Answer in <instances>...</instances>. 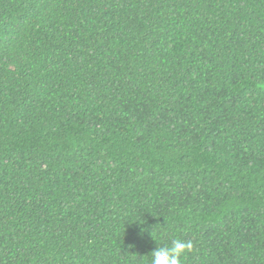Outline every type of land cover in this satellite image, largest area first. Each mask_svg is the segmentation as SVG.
<instances>
[{
  "label": "trees",
  "instance_id": "obj_1",
  "mask_svg": "<svg viewBox=\"0 0 264 264\" xmlns=\"http://www.w3.org/2000/svg\"><path fill=\"white\" fill-rule=\"evenodd\" d=\"M264 264V0H0V264Z\"/></svg>",
  "mask_w": 264,
  "mask_h": 264
},
{
  "label": "clouds",
  "instance_id": "obj_2",
  "mask_svg": "<svg viewBox=\"0 0 264 264\" xmlns=\"http://www.w3.org/2000/svg\"><path fill=\"white\" fill-rule=\"evenodd\" d=\"M193 248L191 241L174 239L171 246H162L151 252V264H182L183 254Z\"/></svg>",
  "mask_w": 264,
  "mask_h": 264
}]
</instances>
